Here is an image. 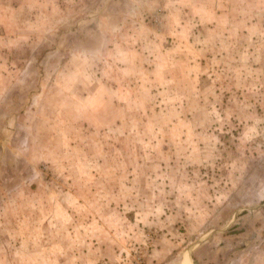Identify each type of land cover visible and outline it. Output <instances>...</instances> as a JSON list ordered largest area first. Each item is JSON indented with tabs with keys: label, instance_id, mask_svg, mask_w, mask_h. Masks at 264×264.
Here are the masks:
<instances>
[{
	"label": "rangeland",
	"instance_id": "rangeland-1",
	"mask_svg": "<svg viewBox=\"0 0 264 264\" xmlns=\"http://www.w3.org/2000/svg\"><path fill=\"white\" fill-rule=\"evenodd\" d=\"M232 8L0 0V264H264V30Z\"/></svg>",
	"mask_w": 264,
	"mask_h": 264
},
{
	"label": "crops",
	"instance_id": "crops-1",
	"mask_svg": "<svg viewBox=\"0 0 264 264\" xmlns=\"http://www.w3.org/2000/svg\"><path fill=\"white\" fill-rule=\"evenodd\" d=\"M233 1V8L232 11L233 16H234V20L237 22L239 21L240 24L244 23V27L242 26L241 28H238L240 30V32H243V30H260L261 32L264 30V20H263V16H264V11H260L259 15H260V19L254 18V16H257V13L254 14L252 17L247 18V14L245 13L247 11V9L245 8V5L247 2H250V0H232ZM252 11L248 13V15H251ZM259 22V23H258ZM227 31V29H225ZM237 36V35H236ZM183 108V107H182Z\"/></svg>",
	"mask_w": 264,
	"mask_h": 264
}]
</instances>
